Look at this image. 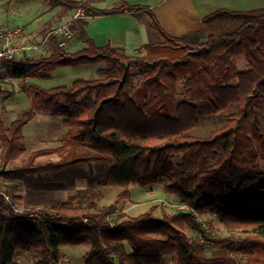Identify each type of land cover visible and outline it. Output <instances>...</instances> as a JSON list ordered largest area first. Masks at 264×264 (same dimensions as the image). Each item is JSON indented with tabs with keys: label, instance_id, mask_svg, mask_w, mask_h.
<instances>
[{
	"label": "trees",
	"instance_id": "trees-1",
	"mask_svg": "<svg viewBox=\"0 0 264 264\" xmlns=\"http://www.w3.org/2000/svg\"><path fill=\"white\" fill-rule=\"evenodd\" d=\"M43 1L70 18L85 9L84 16L71 21L73 37L83 47L69 50L62 44L65 38L49 34L50 29L47 56L5 59V73L14 79H45L62 66L105 65L99 78L77 79L71 86L24 83L32 107L9 125L0 119L2 164L26 152L23 130L39 111L61 115L66 137L59 147L34 151L26 165L0 176L24 182L29 176L106 161L101 183L122 187L118 199L131 197V185L162 181L189 209L163 218L154 215V208L138 216L116 214V203L96 206V191L87 203L67 198L20 213L0 194V264H67L64 246L84 244L90 248L83 264H163L168 254L176 264L234 260L207 256L208 244L193 240L187 229L245 256L243 264H264V170L259 167L264 129L258 119L264 106V7L220 8L204 16V27L175 36L146 5L122 1L102 8L93 4L96 0ZM125 11L140 21L147 17L155 33L137 54L98 45L87 30L91 17ZM228 21L235 27L216 29ZM239 56L246 60L243 70L236 64ZM202 105L216 114L231 105L235 109L223 117L222 128L196 136L191 131L200 123ZM55 153L58 160L36 161ZM195 212H212L226 228L245 235L212 237Z\"/></svg>",
	"mask_w": 264,
	"mask_h": 264
},
{
	"label": "rangeland",
	"instance_id": "rangeland-1",
	"mask_svg": "<svg viewBox=\"0 0 264 264\" xmlns=\"http://www.w3.org/2000/svg\"><path fill=\"white\" fill-rule=\"evenodd\" d=\"M110 3H112V5H117L119 4V0H108L102 4L94 5L101 7L108 6ZM8 5L9 10L7 9L5 11L3 9V2L0 1V22L5 21L9 23L11 27H20L24 25L28 29H32V31L36 32V35L33 36L32 39L30 38L31 40L23 41L20 38L19 42L40 44L45 39L48 30L56 28H52L51 25H44L46 22H49L45 19V16L50 13L47 11L51 6L43 0H10ZM20 9H22L23 14L15 13L16 10L18 11ZM61 10L63 11V9ZM37 15L41 18L37 19ZM63 23L65 22H62L61 24ZM235 25V22L228 21L218 24L216 29L230 30L235 27ZM22 34L23 29L21 37H23ZM72 37L73 36L65 40L66 45L68 40ZM154 37L155 33L150 31L148 42H151ZM80 43L83 45L82 41ZM24 54L31 57L47 56L49 54V49L47 45H45L42 48L34 49L25 52ZM236 64L238 69H245L247 64L244 56L237 57ZM104 65V63H98L92 65L62 66L53 71L49 78H27L26 80L14 79L7 75L4 69L1 68L0 119L6 125H9L12 120L19 117L23 112L31 109V93L22 87L25 81L27 83L37 84L43 88H51L61 85L71 86L77 79L99 78L100 74L98 68H101ZM234 109L235 106L231 105L227 109L216 114L213 112L210 105H202L200 123L191 131V134L196 136L211 135L215 130L222 128L226 124L223 117L232 113ZM43 114L47 113H41V115H39V117L31 122L25 129V134L27 135V139L24 140L26 152L7 166L3 165L0 159V169L4 167L7 170L14 166H24L27 164L34 151L44 148H56V146L58 147L61 145V141L64 140L67 133V127L62 122L61 115H59V117L45 118L46 115ZM258 119L264 129V106L258 113ZM48 128L51 131L48 132ZM31 135L33 136L32 140L30 137ZM84 150L85 149L83 148L80 152H83ZM47 159L57 160L59 159V156L56 153L48 156H40L36 161L39 162ZM259 167L264 170V159L259 160ZM108 168L109 165L106 161H94L92 163L73 165L60 171L29 176L27 178L28 180L25 182L9 181L0 176V194L4 197L8 196L15 209L21 210L20 213L27 210L29 211L33 208L39 209L51 207L56 202L67 198H73L75 202L87 203L96 191L100 192L95 199L96 206L101 208L116 203L118 211L116 214L124 212L129 216H138L142 213L149 212L151 208H154V215L157 218H163L165 215L189 208L187 205L183 204L179 195L166 190L165 183L162 181L147 186L131 185V197L118 199L119 193L123 190L122 187H108L101 183ZM25 183L33 186V190L36 187L37 190L40 191L36 193V195L35 193H31L26 199L25 196L23 197V195L18 193L24 188ZM54 183H62V185L58 187V190H56L57 192L55 191L56 193H53L52 190H50V187L55 185ZM12 195L19 196V198L13 200ZM197 216L201 222H203L204 228L211 233L212 237L236 240L245 235L240 229L230 230L226 228L219 221L217 215L212 212H198ZM186 232L195 241L203 240L202 237H204V235H201L200 233L193 232L191 229H187ZM89 248L90 244L79 246L65 245V262L67 264H83L82 257ZM206 255L209 257L232 256L234 260L229 264H243L245 260V256L236 252H230L223 244H218L215 241L207 245ZM31 261V264H33V260ZM163 264H176L175 256L173 254L166 255Z\"/></svg>",
	"mask_w": 264,
	"mask_h": 264
},
{
	"label": "crops",
	"instance_id": "crops-1",
	"mask_svg": "<svg viewBox=\"0 0 264 264\" xmlns=\"http://www.w3.org/2000/svg\"><path fill=\"white\" fill-rule=\"evenodd\" d=\"M3 2L4 10H9L10 0H0ZM108 0H96L93 4H102ZM126 1L129 4H142L149 6L153 9L159 21L165 30L175 36L185 34L187 32L204 27L203 18L204 16L212 13L213 11L220 8H227L232 10H251L256 8L264 7V0H119V3ZM114 4V3H113ZM115 5L110 3L108 6H101L102 8H111ZM50 12L45 16L46 22L44 25H51L52 28L58 27L62 22L70 20L69 14H64L60 8H48ZM15 13L23 14L22 9L16 10ZM39 15H37L38 17ZM35 17V18H37ZM38 17L37 19H40ZM36 19V20H37ZM56 24V25H55ZM23 29V41H28L30 38L36 35L35 31L28 29L26 26H20ZM89 35L94 39L98 45L110 44L114 47L123 48L129 54H137L141 52L143 46L148 43V36L150 33L149 19L147 17L143 20H138L130 12L125 11L113 15L95 16L90 18V23L87 27ZM30 39V40H31ZM81 41L72 37L67 45L69 50H79L83 45ZM102 68V67H101ZM101 68H98L101 69ZM26 82V81H25ZM27 83V82H26ZM32 84V83H28ZM24 87V84L23 86ZM32 103V101H31ZM41 113L46 115L45 118L59 117L52 111H39L36 116L28 122L24 127V140L27 139L25 134L26 127L33 122ZM62 117V116H61ZM13 121V120H12ZM63 122V117H62ZM64 123V122H63ZM65 125V124H64ZM48 132L51 131L49 128ZM31 140L33 136L31 135ZM63 143V140L61 141ZM61 143V145H62ZM59 147V146H58ZM57 148V146H56ZM44 149H55V148H44ZM40 150V149H38ZM37 151V150H36ZM52 155V154H51ZM1 159V158H0ZM52 160V159H51ZM58 160V159H57ZM28 180V179H27ZM26 180V181H27ZM25 182V181H24ZM54 186L50 187L53 193H56L58 187L62 185L54 183ZM24 188L21 189L19 194L27 197L31 193H38L40 190L35 189L30 184H24ZM48 188V187H47ZM56 191V192H55Z\"/></svg>",
	"mask_w": 264,
	"mask_h": 264
},
{
	"label": "built area",
	"instance_id": "built-area-1",
	"mask_svg": "<svg viewBox=\"0 0 264 264\" xmlns=\"http://www.w3.org/2000/svg\"><path fill=\"white\" fill-rule=\"evenodd\" d=\"M85 15V9H78L74 15L67 22L59 25L55 29L51 30L49 34L53 33L61 38H65L62 44H65V40L73 36L74 31L71 28V21ZM22 29L20 27H11L9 23L2 21L0 22V69L5 59H12L23 55L25 52L39 49L47 44V37L40 44L22 43L19 42L21 38ZM5 198L10 202L8 196ZM187 207V206H186ZM189 209V208H188ZM21 212L19 209H15ZM198 215V212H195ZM202 241L210 244L213 239L202 237Z\"/></svg>",
	"mask_w": 264,
	"mask_h": 264
},
{
	"label": "water",
	"instance_id": "water-1",
	"mask_svg": "<svg viewBox=\"0 0 264 264\" xmlns=\"http://www.w3.org/2000/svg\"><path fill=\"white\" fill-rule=\"evenodd\" d=\"M4 171H7L4 167L0 169V173Z\"/></svg>",
	"mask_w": 264,
	"mask_h": 264
}]
</instances>
